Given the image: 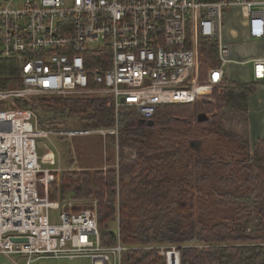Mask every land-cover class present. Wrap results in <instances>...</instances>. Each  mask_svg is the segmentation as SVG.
<instances>
[{
  "label": "built area",
  "instance_id": "1",
  "mask_svg": "<svg viewBox=\"0 0 264 264\" xmlns=\"http://www.w3.org/2000/svg\"><path fill=\"white\" fill-rule=\"evenodd\" d=\"M243 11L248 36L264 41V0H0V59L17 66L19 84L0 88V254L33 264L39 258H89L122 264L120 241L103 246L97 201L76 212L74 202L49 198L56 156L41 157L39 139L100 135L111 129L41 128L38 115L18 102L39 97H109L116 117L134 108L150 121L166 105L199 99L204 40L217 39L218 67L207 85L221 86L226 67L245 64L223 40L225 12ZM99 63V64H97ZM253 80L264 82V54L254 60ZM109 104V105H110ZM118 161L119 146L116 144ZM166 264L180 251L162 249Z\"/></svg>",
  "mask_w": 264,
  "mask_h": 264
},
{
  "label": "trees",
  "instance_id": "2",
  "mask_svg": "<svg viewBox=\"0 0 264 264\" xmlns=\"http://www.w3.org/2000/svg\"><path fill=\"white\" fill-rule=\"evenodd\" d=\"M217 46L214 38L201 44L206 61L199 99L160 107L153 126L134 108L116 117L109 97L18 102L38 115L43 129L65 127L70 119H80L83 129L118 124V140L107 137L119 146L117 167L56 173L49 198L74 202L76 212L97 201L105 247L117 244L119 220L120 241L128 248L122 264H166L161 251L173 247L180 264H264V139L252 141L249 116V99L264 83L207 85L208 67L219 66ZM15 82L17 66L0 59V88ZM48 108L60 110L63 121L40 117ZM202 113L210 118L199 123ZM209 140L216 145L207 153ZM222 210L232 217L218 218Z\"/></svg>",
  "mask_w": 264,
  "mask_h": 264
},
{
  "label": "rangeland",
  "instance_id": "3",
  "mask_svg": "<svg viewBox=\"0 0 264 264\" xmlns=\"http://www.w3.org/2000/svg\"><path fill=\"white\" fill-rule=\"evenodd\" d=\"M237 10L231 9L225 12L229 15L232 12ZM248 28L247 20L238 22L237 17L235 16V25H226L223 31V40L231 41L232 43L240 42L242 34L241 30ZM239 37V39H237ZM238 49V46L235 45V50ZM236 56V55H235ZM236 58V57H235ZM203 64V63H202ZM205 64V63H204ZM252 65H249L251 67ZM233 68L229 67L227 69V75L229 78H234ZM243 79H247V73L242 72ZM44 120H59L63 121L64 114L58 109L48 108L42 110L39 115ZM63 129L69 130H83L81 126L80 119H70L65 123ZM39 154L42 157L47 151L44 149V145L49 147V150L54 152L56 156V163L54 165H44L45 168L53 170H63L62 172H71V171H83V170H107L111 167H117L115 160L117 157V151L115 146L108 141L107 138H104L100 135H92L88 137H79L74 136L71 138L64 137H50L45 139H39ZM215 141L209 140L204 143L205 151L210 153L213 148H215ZM128 155H131V150H125ZM135 156H132L134 158ZM72 160L69 163V160ZM217 217L220 219L232 217L231 210H222L219 211ZM13 259L17 264H25L26 258L23 256H13ZM0 264H15L6 256L0 254ZM33 264H91L88 259H52V258H39Z\"/></svg>",
  "mask_w": 264,
  "mask_h": 264
},
{
  "label": "crops",
  "instance_id": "4",
  "mask_svg": "<svg viewBox=\"0 0 264 264\" xmlns=\"http://www.w3.org/2000/svg\"><path fill=\"white\" fill-rule=\"evenodd\" d=\"M237 11L230 13L229 15L225 14L223 20V31L226 25H235V16L238 19V22L243 21V11L240 9H235ZM227 12V11H226ZM242 34L241 40L238 43H232L227 40L226 43L233 45L234 55L236 59L244 62L242 65H230L226 67L233 68L234 78H229L227 75V80L235 82H249L253 80V63L254 60L260 58L264 54V41H254L251 40L248 36V28L240 31ZM223 34V33H222ZM239 39V37H237ZM235 45L238 46V49L235 50ZM249 65H252L249 67ZM247 73V79H243L242 72ZM264 83V82H262ZM249 116H250V127H251V139L253 142L257 140L264 139V85L259 87L256 93L249 99ZM78 259H88L89 258H78ZM76 260V259H74ZM91 264L92 261L90 260Z\"/></svg>",
  "mask_w": 264,
  "mask_h": 264
},
{
  "label": "water",
  "instance_id": "5",
  "mask_svg": "<svg viewBox=\"0 0 264 264\" xmlns=\"http://www.w3.org/2000/svg\"><path fill=\"white\" fill-rule=\"evenodd\" d=\"M209 116L205 113H202L198 116V122L199 123H203V122H207L209 120ZM147 125L148 126H153L154 125V122L153 121H148L147 122Z\"/></svg>",
  "mask_w": 264,
  "mask_h": 264
}]
</instances>
